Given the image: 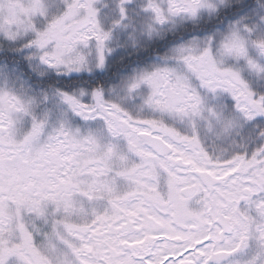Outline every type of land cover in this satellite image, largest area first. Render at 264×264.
Instances as JSON below:
<instances>
[{
  "label": "snow or ice",
  "instance_id": "snow-or-ice-1",
  "mask_svg": "<svg viewBox=\"0 0 264 264\" xmlns=\"http://www.w3.org/2000/svg\"><path fill=\"white\" fill-rule=\"evenodd\" d=\"M0 264H264V0H0Z\"/></svg>",
  "mask_w": 264,
  "mask_h": 264
}]
</instances>
